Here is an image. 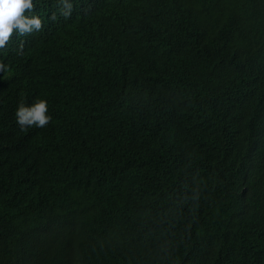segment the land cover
I'll use <instances>...</instances> for the list:
<instances>
[{"label":"trees","instance_id":"16d2710c","mask_svg":"<svg viewBox=\"0 0 264 264\" xmlns=\"http://www.w3.org/2000/svg\"><path fill=\"white\" fill-rule=\"evenodd\" d=\"M68 2L0 49V264H264V0Z\"/></svg>","mask_w":264,"mask_h":264},{"label":"clouds","instance_id":"9594fccd","mask_svg":"<svg viewBox=\"0 0 264 264\" xmlns=\"http://www.w3.org/2000/svg\"><path fill=\"white\" fill-rule=\"evenodd\" d=\"M62 8L61 15L66 19L70 17L72 11V4L68 0H61ZM35 8L33 0H0V49L6 48L8 43L14 34L28 35L32 32H38L43 28L42 19L36 16H29L26 13L32 12ZM55 13L51 19H55ZM7 66L0 62V72H6ZM16 122L21 131L28 128H44L52 120V117L48 115V103L44 99H38L31 105H25L21 103L15 113ZM107 191L106 182H100L93 179L86 187V195L92 199H99L105 197ZM104 211V209H96L81 215L80 217L71 219L69 221L63 220L60 216L47 221L42 218V224L39 226L37 237L44 239L45 242L55 245L57 236L64 235L68 227L76 226L85 222L90 217H96L98 212ZM72 221V224L69 222ZM75 247V248H74ZM65 249H76L77 246H73L66 243ZM27 257L34 263H38L39 258L36 251L33 249H26ZM83 256H78L71 260L67 264H82L84 260ZM46 261V257H45Z\"/></svg>","mask_w":264,"mask_h":264}]
</instances>
